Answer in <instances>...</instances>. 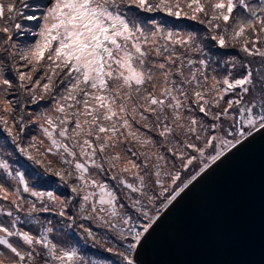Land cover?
<instances>
[{
    "label": "snow or ice",
    "instance_id": "6c2138e0",
    "mask_svg": "<svg viewBox=\"0 0 264 264\" xmlns=\"http://www.w3.org/2000/svg\"><path fill=\"white\" fill-rule=\"evenodd\" d=\"M257 135L264 0H0V264H139L164 211Z\"/></svg>",
    "mask_w": 264,
    "mask_h": 264
},
{
    "label": "water",
    "instance_id": "95a60500",
    "mask_svg": "<svg viewBox=\"0 0 264 264\" xmlns=\"http://www.w3.org/2000/svg\"><path fill=\"white\" fill-rule=\"evenodd\" d=\"M137 255L139 264H264V135L190 184Z\"/></svg>",
    "mask_w": 264,
    "mask_h": 264
},
{
    "label": "rangeland",
    "instance_id": "374dc122",
    "mask_svg": "<svg viewBox=\"0 0 264 264\" xmlns=\"http://www.w3.org/2000/svg\"><path fill=\"white\" fill-rule=\"evenodd\" d=\"M180 29H183V28H180ZM24 41L25 40H22L20 38V43H23ZM0 143H2V141H0ZM28 163H30V162L26 161V159L21 158L20 161H19V165H14V166L15 167H19L20 170H25V167L24 166H26ZM189 171H191V169ZM188 175H189V173H185V175H184L183 178H186ZM101 179H105V178L104 177H101ZM110 183H112V182H110ZM40 190H55V186L54 185H42L41 188H40ZM57 194H62L64 197H68V196L71 195L70 194V190L67 187H63V186L60 187V189H59V191H58ZM50 218L53 219V221L55 222L56 217L52 216ZM22 219H23V217H22ZM94 230L98 231L100 233V235H104L105 234V230H98V229H94ZM89 251L91 253V252H94L95 250L90 249ZM108 255H109L108 253H103L101 256H95L94 255L93 258L94 259H101V260H103V258L106 257V256H108ZM112 259H115V257H112Z\"/></svg>",
    "mask_w": 264,
    "mask_h": 264
},
{
    "label": "trees",
    "instance_id": "16d2710c",
    "mask_svg": "<svg viewBox=\"0 0 264 264\" xmlns=\"http://www.w3.org/2000/svg\"><path fill=\"white\" fill-rule=\"evenodd\" d=\"M157 16H158V19L160 20L161 23L164 22V19H169V18L163 17L162 14H157ZM189 23H192V22L187 21V20H178V21H175L174 23L165 24L164 26L165 27H173V26H175L176 28L180 29V28H184ZM21 39L22 40L31 41L34 38L33 37H28V36H23V37H21Z\"/></svg>",
    "mask_w": 264,
    "mask_h": 264
}]
</instances>
